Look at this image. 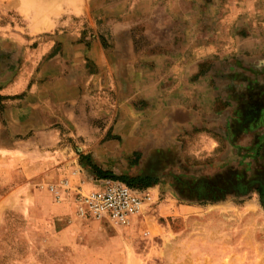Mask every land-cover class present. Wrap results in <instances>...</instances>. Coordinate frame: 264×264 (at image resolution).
Wrapping results in <instances>:
<instances>
[{
	"label": "rangeland",
	"instance_id": "rangeland-1",
	"mask_svg": "<svg viewBox=\"0 0 264 264\" xmlns=\"http://www.w3.org/2000/svg\"><path fill=\"white\" fill-rule=\"evenodd\" d=\"M43 1L0 0V125L5 100L36 84H71L72 121L53 123L56 139L32 137L31 146L47 142L45 151L57 150L49 153L55 165L87 169L97 185L119 181L148 191L154 205L129 228L76 221L73 209L39 190L60 179L3 182L11 167L0 156V204L7 196L16 201L0 216V264H264V143L246 154L178 152L154 160L149 147L100 150L106 141L120 146L119 120L141 119L148 105L127 93L133 76L126 66H151L156 58L164 64L181 49L199 47L214 61L258 46L264 0H125L117 10H76L69 19L54 0H46L49 7ZM106 82L108 90L98 89ZM34 196L43 198L26 202Z\"/></svg>",
	"mask_w": 264,
	"mask_h": 264
},
{
	"label": "crops",
	"instance_id": "crops-1",
	"mask_svg": "<svg viewBox=\"0 0 264 264\" xmlns=\"http://www.w3.org/2000/svg\"><path fill=\"white\" fill-rule=\"evenodd\" d=\"M124 1L54 0L53 8L62 11L60 17L64 15L69 19L77 15L76 10L85 15L93 9L117 10L122 7L119 3ZM42 5L49 7L50 2L44 0ZM258 40L261 42L258 46L245 44V49L230 50L231 55L214 61H209L214 55H206L205 50L198 47L168 52L170 56H164V64L158 65L156 58L151 66H126L125 72L133 76L131 83L127 84V93L132 94L134 101L140 98L146 100L148 105L141 119L137 117L136 121H129L126 125L124 119L119 120L123 125H118L114 133L124 139L120 146L111 140L103 142L100 150L108 152L117 147L121 150L145 151L149 147L154 152L151 155L154 160L159 154L235 155L262 148L264 36L261 35ZM57 86L55 82L36 84L21 98L2 102L7 109L3 118L6 125H0V156L4 155L7 166L11 167V176L5 175L3 182L15 179L17 181L11 182L12 185L29 184L30 179L37 177L45 180L51 176L57 180L68 177L74 171L76 176L71 179L73 186L81 184L84 189L99 186L87 180V169L78 171L74 164L55 165L56 160L49 158V153L52 155L57 150L45 151L47 142L45 145L42 143L45 147L30 144L32 137L38 141L50 137L56 139L55 131L51 129L53 123L72 121L69 109L75 107L76 92L71 84L64 83L62 89ZM108 86L107 82L102 83L98 89L108 90ZM104 94L108 96V92L102 93V96ZM119 94L121 92L116 93L117 97ZM100 109H103V105ZM80 166L83 168L84 163ZM1 168L5 170L6 166ZM43 193L47 194L46 191ZM42 198L34 196L33 201L27 199L26 202L39 203ZM15 202L13 196L4 198L0 204V216L5 210H12ZM59 204L73 209L74 213L70 202ZM74 219L78 220L75 213Z\"/></svg>",
	"mask_w": 264,
	"mask_h": 264
},
{
	"label": "built area",
	"instance_id": "built-area-1",
	"mask_svg": "<svg viewBox=\"0 0 264 264\" xmlns=\"http://www.w3.org/2000/svg\"><path fill=\"white\" fill-rule=\"evenodd\" d=\"M75 176L76 172L73 171L57 183L39 188L46 191L55 203L70 202L75 216L80 220L105 223L115 229L129 228L154 205L152 193L138 190L127 183L104 181L95 188L84 189L81 184H71Z\"/></svg>",
	"mask_w": 264,
	"mask_h": 264
}]
</instances>
